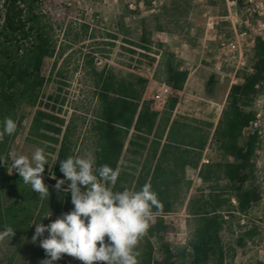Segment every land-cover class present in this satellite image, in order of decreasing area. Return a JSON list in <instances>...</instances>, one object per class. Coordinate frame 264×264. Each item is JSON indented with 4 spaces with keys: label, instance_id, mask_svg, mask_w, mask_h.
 I'll return each instance as SVG.
<instances>
[{
    "label": "trees",
    "instance_id": "16d2710c",
    "mask_svg": "<svg viewBox=\"0 0 264 264\" xmlns=\"http://www.w3.org/2000/svg\"><path fill=\"white\" fill-rule=\"evenodd\" d=\"M127 2L152 5L154 0ZM50 3L56 4L57 0H0V131L6 118L16 123L15 133L0 136V231L11 227L15 235L9 238L16 247L29 242L35 233L33 225L45 215L53 213L51 219L42 220L48 225L74 208L71 194L64 193L68 182L61 190L56 189V183L65 179L59 162L76 155L75 118L68 111L72 84L64 69L58 70L60 60H66L76 49L73 43L63 45L57 37L48 11ZM141 28L138 42L122 38L134 48H122L131 53V60L148 57L151 66L160 57L166 84L174 93L160 111L145 98L147 77L117 72L109 63L99 69L96 51H81L98 100L91 125L96 138L95 168L108 165L118 170L117 182L111 186L115 191H138L150 184L157 195L159 208H152L156 219L149 221L143 235L139 264H226L228 250L222 232L262 200L257 185L256 157L261 135L256 127L259 114L255 105L264 92V36L255 38L252 66L240 73V82L230 87L215 124L174 116L180 102L178 93L184 90L190 71L165 43L154 41L156 27L151 17L141 19ZM96 36L92 33L89 39ZM108 36L119 38L111 33ZM48 58L55 60L54 78L44 74ZM49 80L54 89L46 95L44 87ZM215 84L216 76L212 75L209 90ZM25 106L36 109L28 141L40 143L52 165L46 166L43 173L50 194L43 198L25 185L17 172L12 173V151L26 118L22 113ZM209 147L219 160L203 161ZM125 156L130 165L123 162ZM189 170L198 172L195 181L188 176ZM184 190L190 193L187 210L193 228L187 244L176 247L172 237L177 228L165 216L176 211ZM254 235L255 230H248L240 241Z\"/></svg>",
    "mask_w": 264,
    "mask_h": 264
},
{
    "label": "rangeland",
    "instance_id": "374dc122",
    "mask_svg": "<svg viewBox=\"0 0 264 264\" xmlns=\"http://www.w3.org/2000/svg\"><path fill=\"white\" fill-rule=\"evenodd\" d=\"M48 11L60 42L63 45L73 43L76 49L66 60H60L58 65V70L64 69V75L72 84L68 111L74 113L75 118V156H91L95 161L96 138L91 125L98 100L91 82V71L84 65L81 51H96L95 63L99 69L109 63L117 72H132L147 77L149 83L145 98L153 101L160 111L165 109L168 97L174 93L173 89L166 91L169 86L166 84L165 70L159 62L160 57L151 66L148 57L136 56L135 60H131V53L122 48H134L130 43L123 42V37L139 41L143 17L152 18L156 27L154 41L165 43L185 61L190 71L184 90L178 93L180 102L174 116L217 124L230 87L240 82V73L252 66L255 36L242 22L244 16L241 5L231 6L230 11L228 0H154L152 5L136 2L128 4L127 0H57L56 4L50 3ZM92 33H96L97 38L89 39ZM109 33L119 38L113 39L108 36ZM75 40L80 42L74 44ZM54 63L55 60L51 58L45 62L44 74L48 78L55 77L52 75ZM212 75L216 76V84L211 91L208 83ZM53 89L54 83L49 80L44 93L47 95ZM255 109L259 114L256 127L261 135L256 161L257 185L262 192V200L248 215L235 218L222 232L228 250L226 264L264 262V92L258 98ZM35 110L28 106L22 108L26 118L13 146V159L18 155L30 158L37 148L43 149L40 143L28 141ZM209 160H219V155L210 147L203 156V161ZM126 161L130 165L125 156L123 162ZM12 173H15L14 169ZM188 176L195 181L198 172L189 170ZM189 197L188 190H184L176 211L165 216L166 221L174 223L177 228L172 237L176 247L187 244L193 228L187 210ZM155 219L156 216L152 214L149 221ZM248 230H255V235L241 242L240 237ZM34 235L22 247H16L9 237L0 240V264H42V261L49 259L46 251L39 246V240L33 243ZM47 235L45 233L40 239L47 238ZM142 240L143 236L135 249L138 264ZM54 264L82 262L65 254Z\"/></svg>",
    "mask_w": 264,
    "mask_h": 264
},
{
    "label": "clouds",
    "instance_id": "9594fccd",
    "mask_svg": "<svg viewBox=\"0 0 264 264\" xmlns=\"http://www.w3.org/2000/svg\"><path fill=\"white\" fill-rule=\"evenodd\" d=\"M15 131V121L6 118L0 136ZM94 164L91 156H68L59 162L65 179L57 180L56 189L61 190L65 181L69 182L64 193L71 194L74 208L48 225L42 220L51 219L52 212L33 225V243L39 240L49 257L42 264H54L65 254L82 264H138L135 249L149 228L152 208H159L157 195L150 184L138 191H115L111 186L117 182L118 170L108 165L95 168ZM46 166L52 165L42 148H37L30 158L16 156L11 164L23 183L41 198L50 196L43 180ZM52 178L56 179L54 175ZM45 233L47 238L41 240ZM14 235L13 229L7 227L0 232V240Z\"/></svg>",
    "mask_w": 264,
    "mask_h": 264
},
{
    "label": "built area",
    "instance_id": "2783aa9c",
    "mask_svg": "<svg viewBox=\"0 0 264 264\" xmlns=\"http://www.w3.org/2000/svg\"><path fill=\"white\" fill-rule=\"evenodd\" d=\"M229 8L241 5V13L244 16V24L255 36H264V0H228ZM239 16V15H237ZM172 88H166L168 92Z\"/></svg>",
    "mask_w": 264,
    "mask_h": 264
}]
</instances>
